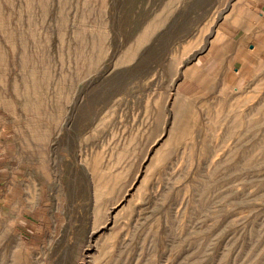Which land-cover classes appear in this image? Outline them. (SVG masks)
Instances as JSON below:
<instances>
[{"label": "rangeland", "instance_id": "obj_1", "mask_svg": "<svg viewBox=\"0 0 264 264\" xmlns=\"http://www.w3.org/2000/svg\"><path fill=\"white\" fill-rule=\"evenodd\" d=\"M237 7L264 8L0 0V264H264V29L240 55Z\"/></svg>", "mask_w": 264, "mask_h": 264}, {"label": "crops", "instance_id": "obj_2", "mask_svg": "<svg viewBox=\"0 0 264 264\" xmlns=\"http://www.w3.org/2000/svg\"><path fill=\"white\" fill-rule=\"evenodd\" d=\"M262 5L264 7V0H262ZM249 8L256 12L254 17L247 16L246 10L240 11L237 7L235 8L237 10H233L232 12V18L228 19L227 20L228 22H226V24L223 26V30H226V32H228L229 35H231V38H229V44L230 43L235 44L234 50H236L237 52L239 51L240 55H242V52L245 51L244 42L250 37L251 32H253L254 30L258 32L259 29H264V8L260 11L259 10L256 11L252 7H249ZM231 24H235V26H237L236 29L234 30L231 29L230 28ZM238 30H241L242 32L240 36H236ZM242 56L244 57V55ZM7 126L8 125L6 124L4 120V116L0 115V143L6 137H10L9 135H11V137H14V134H15L14 128L10 126H8L9 128H7ZM17 133H18V130L16 129V134ZM21 149H23V147L21 146V144H18V140L16 139V154L19 156L21 153ZM5 155L6 154H4V156ZM0 156H3L2 153L0 154ZM18 185L19 184H18V179H17V167H16V205L19 202V195L17 194ZM7 193L9 194L10 192L8 191Z\"/></svg>", "mask_w": 264, "mask_h": 264}, {"label": "bare ground", "instance_id": "obj_3", "mask_svg": "<svg viewBox=\"0 0 264 264\" xmlns=\"http://www.w3.org/2000/svg\"><path fill=\"white\" fill-rule=\"evenodd\" d=\"M122 1H124V0H122ZM127 1V0H126ZM130 1V0H129ZM128 4V3H127ZM126 7H128V6H126ZM129 7H130V4H129ZM116 8V7H115ZM133 9V8H132ZM122 10V9H121ZM124 10V9H123ZM128 11V10H127ZM126 12V11H125ZM128 12H130V11H128ZM132 12V11H131ZM123 14V13H122ZM129 21V20H128ZM126 25V24H125ZM247 48V47H246ZM220 101V100H219ZM119 206V205H118ZM111 215V214H110Z\"/></svg>", "mask_w": 264, "mask_h": 264}]
</instances>
